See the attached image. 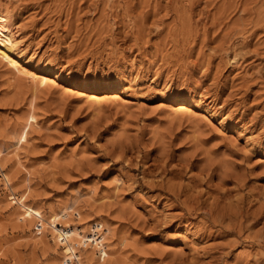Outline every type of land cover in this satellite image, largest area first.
<instances>
[{"label": "rangeland", "instance_id": "obj_1", "mask_svg": "<svg viewBox=\"0 0 264 264\" xmlns=\"http://www.w3.org/2000/svg\"><path fill=\"white\" fill-rule=\"evenodd\" d=\"M0 25V264L70 260L53 214L106 230L81 264H264V0H0Z\"/></svg>", "mask_w": 264, "mask_h": 264}, {"label": "bare ground", "instance_id": "obj_2", "mask_svg": "<svg viewBox=\"0 0 264 264\" xmlns=\"http://www.w3.org/2000/svg\"><path fill=\"white\" fill-rule=\"evenodd\" d=\"M0 29H1V25H0ZM0 58L4 59V60L9 58L1 48H0ZM9 64L11 66H13L19 74H25L24 68L22 66L18 65L17 62L11 60V61H9ZM32 79L37 84H45L47 81L46 77L39 75V74H32ZM119 91H120V87L115 86L113 88V91H112L114 93V94H112L113 96H109V97H107V99L114 100L116 97H118L116 93H118ZM178 103H179V106H178L179 108H177L176 112L178 114H187V115L191 116L190 112L187 111V107L193 106V102L189 101L187 99L186 100L185 99H179ZM25 138H26V132L22 133L20 140L23 142L25 140ZM16 156H17V160H16L17 165L23 167V164L21 163L20 155L17 154ZM0 174H1V158H0ZM4 180L6 181L7 184H10V179L7 175H4ZM26 183H27V186H30V178L29 177L26 179ZM9 200L14 202L16 200V197H14V195H11ZM26 201H27L26 197L24 196L21 199H19L18 203H17L23 208V214H22L20 220L25 221L26 219H30L32 217L33 218L37 217L40 220H44L42 213L39 210L33 209L30 206H28ZM67 218H68L67 214H63L62 216L57 215V214H53L48 218L47 223L51 228L54 240L59 245L64 246L63 256L67 259H70L68 261L78 260V262L80 264L82 263V255H80L81 252L79 251V253H80L79 254L73 245L75 242V238H74L75 235L79 239L84 240L89 248L94 249V250L99 249L98 252L100 251L102 256L106 255L105 251L103 250L104 245H102V238H105L106 230L104 229L105 230L104 231L102 226H98L96 224V226L98 227V230H93L95 228L94 225L92 228V232H96V234L98 233L99 238L96 236V234L93 235L92 233L87 238H85L83 235L82 229H78V232H76V234L74 235L73 232H71V229H70L71 226L68 222H65V225L63 226L64 229L61 228V224L59 223V221L61 219H67ZM79 246L81 248H83L85 245H79ZM71 258H73V259H71Z\"/></svg>", "mask_w": 264, "mask_h": 264}, {"label": "built area", "instance_id": "obj_3", "mask_svg": "<svg viewBox=\"0 0 264 264\" xmlns=\"http://www.w3.org/2000/svg\"><path fill=\"white\" fill-rule=\"evenodd\" d=\"M94 229L93 230H98V227L96 226V224H94ZM38 229H41L40 227H37ZM93 235L94 234H96V232H93L92 233ZM65 264H80L79 262H78V260H74V261H66V263Z\"/></svg>", "mask_w": 264, "mask_h": 264}]
</instances>
